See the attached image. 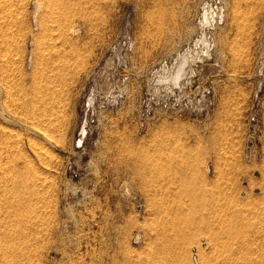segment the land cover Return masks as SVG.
Segmentation results:
<instances>
[{
  "label": "rangeland",
  "instance_id": "1",
  "mask_svg": "<svg viewBox=\"0 0 264 264\" xmlns=\"http://www.w3.org/2000/svg\"><path fill=\"white\" fill-rule=\"evenodd\" d=\"M0 264H264V0H0Z\"/></svg>",
  "mask_w": 264,
  "mask_h": 264
},
{
  "label": "bare ground",
  "instance_id": "2",
  "mask_svg": "<svg viewBox=\"0 0 264 264\" xmlns=\"http://www.w3.org/2000/svg\"><path fill=\"white\" fill-rule=\"evenodd\" d=\"M33 6L36 11L38 9L37 2H33ZM201 41L203 43H206V39L204 37L201 38ZM184 63L185 59H181L179 64L177 65L176 71L170 77L171 82H173L174 84H177L180 76H182Z\"/></svg>",
  "mask_w": 264,
  "mask_h": 264
},
{
  "label": "built area",
  "instance_id": "3",
  "mask_svg": "<svg viewBox=\"0 0 264 264\" xmlns=\"http://www.w3.org/2000/svg\"><path fill=\"white\" fill-rule=\"evenodd\" d=\"M218 17V16H217ZM219 19V17L217 18V20Z\"/></svg>",
  "mask_w": 264,
  "mask_h": 264
}]
</instances>
